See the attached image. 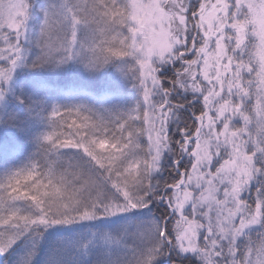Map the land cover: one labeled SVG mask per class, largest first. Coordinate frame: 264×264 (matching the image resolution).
I'll return each instance as SVG.
<instances>
[{
	"label": "snow or ice",
	"instance_id": "6c2138e0",
	"mask_svg": "<svg viewBox=\"0 0 264 264\" xmlns=\"http://www.w3.org/2000/svg\"><path fill=\"white\" fill-rule=\"evenodd\" d=\"M0 264H264V0H0Z\"/></svg>",
	"mask_w": 264,
	"mask_h": 264
}]
</instances>
